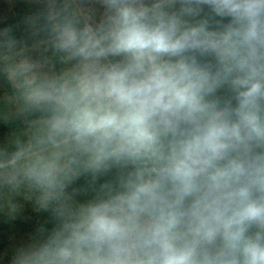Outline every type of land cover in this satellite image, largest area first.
<instances>
[{"label":"clouds","instance_id":"1","mask_svg":"<svg viewBox=\"0 0 264 264\" xmlns=\"http://www.w3.org/2000/svg\"><path fill=\"white\" fill-rule=\"evenodd\" d=\"M25 3L0 207L51 227L9 264H264V0Z\"/></svg>","mask_w":264,"mask_h":264},{"label":"trees","instance_id":"2","mask_svg":"<svg viewBox=\"0 0 264 264\" xmlns=\"http://www.w3.org/2000/svg\"><path fill=\"white\" fill-rule=\"evenodd\" d=\"M27 7L25 0H11V3L10 0H0V29L6 24H16ZM15 35L19 37V31H15ZM7 131V126L0 123V136H3ZM84 184V178L76 182L78 187ZM84 198L87 197H80V199ZM14 199L18 205V211L15 214L9 213L6 202L3 203V207H0V264H9L15 245L28 233L33 232L41 225L51 227V224L47 222V213L37 212L32 202L26 201L22 197Z\"/></svg>","mask_w":264,"mask_h":264}]
</instances>
